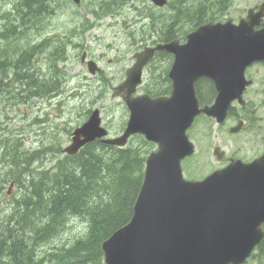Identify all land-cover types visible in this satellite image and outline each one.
I'll return each instance as SVG.
<instances>
[{"label":"water","instance_id":"obj_1","mask_svg":"<svg viewBox=\"0 0 264 264\" xmlns=\"http://www.w3.org/2000/svg\"><path fill=\"white\" fill-rule=\"evenodd\" d=\"M149 1L157 7L168 4ZM157 52L174 56L168 73L171 93L155 98L136 95L144 68ZM134 58L112 95L121 96L130 113L123 134L109 137L96 109L74 130L64 149L65 154L76 155L99 139L125 147L135 135L157 146L146 160L132 218L102 244L105 264H245L264 240V154L249 163L231 159L202 180H187L182 162L196 152L187 132L199 116L221 125L235 101L246 104L244 93L253 84L246 71L264 62V3L250 9L238 24L231 20L204 24L189 33L185 43H160ZM87 65L92 75L100 71L92 60ZM201 79L212 81L217 91L210 105L200 104L196 84ZM243 127L240 120L230 133ZM225 154L219 146L213 150L218 161Z\"/></svg>","mask_w":264,"mask_h":264},{"label":"rangeland","instance_id":"obj_2","mask_svg":"<svg viewBox=\"0 0 264 264\" xmlns=\"http://www.w3.org/2000/svg\"><path fill=\"white\" fill-rule=\"evenodd\" d=\"M105 1L111 0H82L79 5H75L71 0H54L53 5L48 4V9L52 10H49L47 19L44 20L42 15V19L38 20H44L42 24H38L37 28L30 27L28 32L21 35L22 41H26V35L31 37L32 45L42 38H48V49L51 50L54 46L62 44L66 59L58 61L53 71L61 79V88L47 97L32 96L31 92L20 88L17 82H13L11 86L12 73L9 78H5V84L8 83L0 92V139L8 141V148H0L1 219L12 213L21 194L17 184L10 180L11 169L14 168L12 148L22 149L28 154H36L37 151V154L41 153L31 157L34 172L41 171L43 168L52 167L63 155V150L71 143L73 131L79 124L88 120L87 111L100 109L103 125L111 130L112 137L121 134L120 127L124 122L126 124L129 118V112L122 99L112 98L113 88L125 79V71L134 64L133 56L145 47L153 46L152 43L162 35L160 30L157 34L150 29V22L146 18L149 10L161 20L170 17L173 10L169 7L159 9L148 0H118L124 1L121 8H113L112 13H107V8L101 7ZM263 2L264 0H211L212 8L207 15L216 22L232 20L237 23L247 15L249 9ZM17 4L16 0H0V31L4 29L8 18L18 17V12L14 10ZM162 25L163 23L160 27ZM185 28L187 30L189 26L186 25ZM11 32L7 34L10 33V37ZM146 34L151 35L147 40H142L144 37L141 36ZM68 37L72 39L71 44ZM59 38L63 39L64 43H61ZM18 39L21 38L17 37ZM2 44L3 42H0V46ZM84 53H87L88 59L98 63L101 73L96 76L89 73L87 65L81 63ZM47 54L44 53L43 58H46ZM41 58L36 55L33 57L32 63L36 64H33V69L41 67L36 72L37 75L49 76L52 71L47 59ZM150 73L145 70V82H152L149 80ZM247 78L253 81L244 96L247 104L244 108L234 104V117H229L222 125H217L214 120L200 118L189 129L188 135L196 146V153L182 162L186 179L201 180L213 171L225 167L231 158L251 162L264 154V65L250 67ZM138 93H144L143 88L139 89ZM240 119L246 122L245 128L238 134H230V128ZM216 146L226 152L221 161L213 155ZM4 160H7V165ZM5 169L9 171L6 172ZM4 178L5 180H2ZM73 227L69 232H78L84 225L77 220ZM259 252L257 250L256 256L251 257L246 264H264V250L262 254H258Z\"/></svg>","mask_w":264,"mask_h":264},{"label":"trees","instance_id":"obj_3","mask_svg":"<svg viewBox=\"0 0 264 264\" xmlns=\"http://www.w3.org/2000/svg\"><path fill=\"white\" fill-rule=\"evenodd\" d=\"M16 1L18 4L14 10L19 19L16 16L8 18L0 31V42H3L0 46V92L6 86L5 78L12 73L11 83H19L20 88L32 91L33 96L44 93L47 97L61 88V79L52 70L58 61L66 59L65 48L60 44L48 49V38H42L35 46L30 44L31 37L26 35V41H22L21 35L47 19L49 10H52L48 9V4L53 5L54 0ZM123 3L111 0L105 1L104 6L107 13H112L113 8L120 9ZM211 4V0H171L169 9L173 13L164 18L167 24L149 10L150 16L147 14L146 18L150 29L162 32L154 43L185 40L189 31L215 21L207 15ZM42 15L44 20L38 21ZM161 23L163 30L160 29ZM186 25L189 26L187 30ZM10 31L13 37L10 33L7 35ZM150 35H142V40H147ZM17 37L21 39L17 40ZM60 42L64 43V40ZM68 42H72L69 37ZM43 53H48L46 59L52 71L49 76H38L37 70L33 69V57H43ZM171 63V55H156L148 68L152 82L144 81V92L152 97L170 92L168 71ZM196 91L201 105L211 104L217 95L213 83L206 79L196 84ZM230 114H235L234 109ZM124 127L125 122L119 133ZM2 140L0 148L7 147L6 140ZM12 149L11 182L19 185L21 195L12 213L0 218V264H104L102 244L132 218L144 180L146 160L155 145L140 135L132 137L124 148L97 140L84 146L76 155L62 153L52 167L35 172L31 157L37 154ZM77 220L84 225L83 229L69 232ZM258 250V254H262L264 241Z\"/></svg>","mask_w":264,"mask_h":264},{"label":"bare ground","instance_id":"obj_4","mask_svg":"<svg viewBox=\"0 0 264 264\" xmlns=\"http://www.w3.org/2000/svg\"><path fill=\"white\" fill-rule=\"evenodd\" d=\"M102 2H103V1H102ZM136 2H137V1H136ZM140 2H141V1H140ZM104 3H105V2H104ZM105 5H106V4H105ZM103 7H104V5H103ZM142 8H144V7H142ZM146 9H147V8H146ZM136 10H137V9H136ZM147 10H148V9H147ZM138 12H139V11H138ZM144 14H146V13H144ZM147 14H148V13H147ZM147 14H146V15H147ZM146 15H144V16H146ZM148 15H149V14H148ZM144 16H142V17H144ZM149 16H150V15H149ZM146 17H147V16H146ZM147 18H148V17H147ZM141 19H142V18H141ZM144 20H146V19H144ZM142 26H143V24H142ZM143 28H144V27H143ZM143 28H141V29H143ZM146 30H147V29H146ZM142 31H143V30H142ZM144 31H145V30H144ZM145 32H146V31H145ZM45 41H46V40H45ZM60 41H61V40H60ZM46 42H47V41H46ZM46 42H45V43H46ZM48 42H49V41H48ZM48 42H47V43H48ZM36 44H37V46H38V43H35V46H36ZM39 45H40V44H39ZM42 45H43V44H42ZM44 45H45V44H44ZM48 45H49V44H48ZM45 46H46V45H45ZM60 46H61V45H60ZM64 46H65V45H64ZM57 47H58V46H57ZM42 48H43V47H42ZM59 48H60V47H59ZM55 49H57V48H55ZM61 49H62V48H61ZM59 50H60V49H59ZM64 50H65V49H64ZM43 51H44V50H43ZM57 51H58V50H57ZM60 51H61V50H60ZM50 52H51V51H50ZM55 52H56V50H55ZM43 54H44V53H43ZM51 54H52V53H51ZM40 55H41V54H40ZM54 55H55V53H54ZM56 55H57V54H56ZM56 55H55V56H56ZM42 56H43V55H42ZM57 56L59 57V55H57ZM37 57H38V56H37ZM49 57H50V56H49ZM53 57H54V56H53ZM58 57H57V59H58ZM42 58H43V57H42ZM42 58H41V59H42ZM59 58H60V57H59ZM43 59H46V58H43ZM34 60H35V59H34ZM36 60H37V59H36ZM54 60H55V59H54ZM59 60H60V59H59ZM38 62H39V60H38ZM44 62H46V61H44ZM34 63H35V62H34ZM34 63H33V64H34ZM39 63H40V62H39ZM47 63H48V62H47ZM55 63H56V62H55ZM59 63H60V62H59ZM34 65H36V64H34ZM37 65H38V64H37ZM47 65H48V64H47ZM41 66H42V65H41ZM46 67H47V66H46ZM53 67H54V66H53ZM53 67H52V68H53ZM33 68H35V66H34ZM37 68L39 69V67H37ZM52 68H51V69H52ZM38 69H37V71H38ZM40 69H41V67H40ZM40 69H39V70H40ZM58 70H59V69H58ZM41 71H42V70H41ZM52 71H55V70H52ZM8 78H9V77H8ZM12 80H13V79H12ZM13 82H14V81H13ZM7 83H8V82H6L5 85H7ZM12 84H13V83H11V86H12ZM9 87H10V85H9ZM0 88H1V87H0ZM7 89H8V88H7ZM15 89H16V88H15ZM11 90H12V89H11ZM1 91H2V90H1ZM12 91H13V90H12ZM12 91H11V94H12ZM7 92H8V91H7ZM9 92H10V91H9ZM30 92L32 93V91H30ZM37 92H38V91H37ZM25 93H26V92H25ZM28 93H29V92H28ZM21 94H22V93H21ZM43 94H44V93H43ZM43 94H42V95H43ZM22 95H23V94H22ZM25 95H27V94H25ZM30 95H31V94H30ZM34 95H35V92H34ZM42 95H40V96H42ZM44 95H45V94H44ZM44 95H43V96H44ZM12 96H13V94H12ZM32 96H33V95H32ZM43 96H42V97H43ZM14 97H15V96H14ZM27 97H28V96H27ZM42 97H40V98H42ZM7 138H8V137H7ZM8 139H10V138H8ZM1 140H2V139H1ZM3 140H4V139H3ZM3 140H2V141H3ZM5 140H6V139H5ZM10 140H11V139H10ZM7 142H8V141H7ZM7 142H5V143L7 144ZM10 142H11V141H10ZM17 142H18V141H17ZM5 143H4V144H5ZM8 144H9V143H8ZM13 145H14V144H13ZM5 146H6V145H5ZM50 146H51V145H50ZM10 147H11V144H10ZM2 148H4V150H5V147H2ZM7 148H8V147H7ZM50 148H51V147H50ZM2 150H3V149H2ZM6 150H7V149H6ZM44 150H45V149H44ZM42 151H43V150H42ZM42 151H41V152H42ZM6 152H7V151H6ZM37 152H38V151H37ZM37 152H36V154H37ZM2 153H3V151H2ZM7 153H8V152H7ZM42 153H43V152H42ZM38 154L40 155L41 153H38ZM38 154H37V155H38ZM45 154H46V153H45ZM52 156H53V155H52ZM1 157H2V156H1ZM59 158H60V157H59ZM4 159H5V158H4ZM1 160H2V159H1ZM4 161H5V160H4ZM6 161H7V160H6ZM6 161H5V164L7 165ZM0 164H1V163H0ZM3 166H4V165H3ZM4 168H5V167H4ZM6 168H8V167H6ZM36 169H37V168H36ZM36 169H35V170H36ZM43 169H44V168H43ZM5 170H6V169H5ZM7 170H8V169H7ZM7 170H6V172H7ZM11 170H12V169H11ZM45 170H46V169H45ZM8 171H9V170H8ZM11 172H12V171H11ZM44 172H45V171H44ZM7 174H8V173H7ZM9 175H10V174H9ZM10 176L12 177V175H10ZM6 177H8V176H6ZM15 178H16V177H15ZM15 178H14V180H15ZM2 180H5V178L2 179ZM7 180H8V179H7ZM10 180H12V179H10ZM10 180H9V181H10ZM18 187H19V185H18ZM21 188H22V186H21ZM23 188H24V187H23ZM20 192H21V191H20ZM23 194H24V193H23ZM20 195H21V194H20ZM14 200H15V199H14ZM16 202H17V201H16ZM16 202H15V203H16ZM7 206H8V205H7ZM13 207H14V206H13ZM13 207H12V208H13ZM5 208H6V207H5ZM0 209H1V208H0ZM2 209H3V208H2ZM13 209H14V208H13ZM8 211H9V210H8ZM2 212H3V210H2ZM4 212H5V211H4ZM4 212H3V213H4ZM6 214H7V212H6ZM10 214H11V213H10ZM2 216H3V215H2Z\"/></svg>","mask_w":264,"mask_h":264},{"label":"flooded vegetation","instance_id":"obj_5","mask_svg":"<svg viewBox=\"0 0 264 264\" xmlns=\"http://www.w3.org/2000/svg\"><path fill=\"white\" fill-rule=\"evenodd\" d=\"M235 114H236V112H235Z\"/></svg>","mask_w":264,"mask_h":264}]
</instances>
